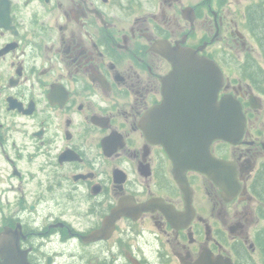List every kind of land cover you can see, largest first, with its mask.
Returning a JSON list of instances; mask_svg holds the SVG:
<instances>
[{"label": "flooded vegetation", "instance_id": "1", "mask_svg": "<svg viewBox=\"0 0 264 264\" xmlns=\"http://www.w3.org/2000/svg\"><path fill=\"white\" fill-rule=\"evenodd\" d=\"M260 1L0 0L2 246L29 264H263ZM168 43L202 48L242 103V138L212 144L230 196L188 168L189 204L176 179Z\"/></svg>", "mask_w": 264, "mask_h": 264}, {"label": "water", "instance_id": "2", "mask_svg": "<svg viewBox=\"0 0 264 264\" xmlns=\"http://www.w3.org/2000/svg\"><path fill=\"white\" fill-rule=\"evenodd\" d=\"M163 49L162 55L173 66L166 80L164 79L165 103L168 108L166 113L170 110L172 101L180 98L183 101L178 105L182 107L181 115L184 114L178 122L180 127L164 144L173 157L175 176L184 191L185 200L192 203V188L185 175L188 168L207 174L219 184L225 195L230 196V162L213 155L212 143L217 139L237 143L242 138L246 128L243 106L232 94L219 99L225 76L215 61L199 53L202 48L171 46L168 43ZM142 127L146 136L151 139L154 129L152 111L147 113ZM173 127L167 128L169 133ZM173 143L176 147L171 145ZM182 166L183 170L178 171L177 167ZM4 243L1 237L0 264H29L27 257L21 252H8L6 246H2Z\"/></svg>", "mask_w": 264, "mask_h": 264}, {"label": "trees", "instance_id": "3", "mask_svg": "<svg viewBox=\"0 0 264 264\" xmlns=\"http://www.w3.org/2000/svg\"><path fill=\"white\" fill-rule=\"evenodd\" d=\"M260 2H263V3L260 4L256 9L259 11V13L257 14L259 28H258V31L256 32L258 36L260 37L261 52L264 54V7H263L264 0H261ZM259 236L261 237V232H259ZM261 249L264 253V237L261 239ZM263 264H264V261H263Z\"/></svg>", "mask_w": 264, "mask_h": 264}, {"label": "rangeland", "instance_id": "4", "mask_svg": "<svg viewBox=\"0 0 264 264\" xmlns=\"http://www.w3.org/2000/svg\"><path fill=\"white\" fill-rule=\"evenodd\" d=\"M253 54H254L257 58H259L260 55H261L258 51H253ZM224 56H225L226 58H230V57H242V55L239 56V55H237V54H232V51H229V50L225 52ZM261 61H262V60H261Z\"/></svg>", "mask_w": 264, "mask_h": 264}]
</instances>
